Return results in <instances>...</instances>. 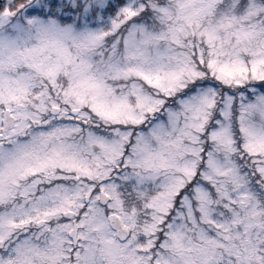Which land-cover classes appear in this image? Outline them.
I'll list each match as a JSON object with an SVG mask.
<instances>
[{"label":"snow or ice","instance_id":"1","mask_svg":"<svg viewBox=\"0 0 264 264\" xmlns=\"http://www.w3.org/2000/svg\"><path fill=\"white\" fill-rule=\"evenodd\" d=\"M0 264H264V0H0Z\"/></svg>","mask_w":264,"mask_h":264}]
</instances>
